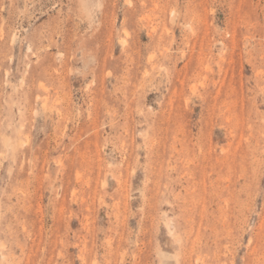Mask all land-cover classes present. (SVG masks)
<instances>
[{
  "label": "rangeland",
  "instance_id": "rangeland-1",
  "mask_svg": "<svg viewBox=\"0 0 264 264\" xmlns=\"http://www.w3.org/2000/svg\"><path fill=\"white\" fill-rule=\"evenodd\" d=\"M0 264H264V0H0Z\"/></svg>",
  "mask_w": 264,
  "mask_h": 264
},
{
  "label": "bare ground",
  "instance_id": "bare-ground-1",
  "mask_svg": "<svg viewBox=\"0 0 264 264\" xmlns=\"http://www.w3.org/2000/svg\"><path fill=\"white\" fill-rule=\"evenodd\" d=\"M129 4V3H128ZM162 53V52H161ZM111 242V241H110Z\"/></svg>",
  "mask_w": 264,
  "mask_h": 264
}]
</instances>
